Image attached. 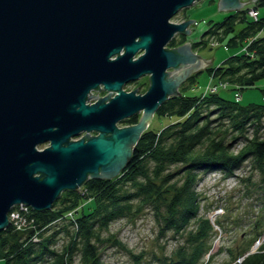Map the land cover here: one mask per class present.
<instances>
[{
    "label": "water",
    "instance_id": "obj_1",
    "mask_svg": "<svg viewBox=\"0 0 264 264\" xmlns=\"http://www.w3.org/2000/svg\"><path fill=\"white\" fill-rule=\"evenodd\" d=\"M195 1L0 0V230L17 205L47 209L61 191L120 172L158 106L210 64L187 41L166 47L190 31L193 19H170ZM144 75V93L123 90Z\"/></svg>",
    "mask_w": 264,
    "mask_h": 264
},
{
    "label": "trees",
    "instance_id": "obj_2",
    "mask_svg": "<svg viewBox=\"0 0 264 264\" xmlns=\"http://www.w3.org/2000/svg\"><path fill=\"white\" fill-rule=\"evenodd\" d=\"M252 3L254 8L264 6V0ZM248 8L229 11L205 32L218 35L228 47L238 48L219 65L206 66L208 82L216 89L189 94L188 89L183 92L180 88V95L163 101L154 114L174 119L159 129L147 126L115 177H90L78 189L61 191L47 209L28 206L24 210L17 205L12 211L26 223L17 228L8 220L0 230L4 264H75L73 255L78 257L77 264H102L103 242L127 249L109 230L110 222L145 209L151 211L161 234L171 231L180 238L171 255L153 254L156 264H208L216 233L213 227L219 221L198 213L199 171L215 169L230 176L247 158L258 171L264 207V105L238 102L244 88L259 87L264 93L259 83L264 80V14L253 19ZM227 90L233 91L232 98L221 94ZM136 115L124 121L136 123ZM239 141L242 144L234 148ZM253 227L255 233L248 241L234 251L228 249L224 264H264V239L250 251L264 232V220ZM58 240L63 241L57 249L54 245Z\"/></svg>",
    "mask_w": 264,
    "mask_h": 264
},
{
    "label": "rangeland",
    "instance_id": "obj_3",
    "mask_svg": "<svg viewBox=\"0 0 264 264\" xmlns=\"http://www.w3.org/2000/svg\"><path fill=\"white\" fill-rule=\"evenodd\" d=\"M217 1L196 0L194 4L180 9L172 16L170 21L175 23L188 18L193 19V21L187 26L190 30L187 34L176 33L166 44V47H176L187 41L191 44L190 49L195 54L200 55L202 58L212 56L210 64H208L211 67L219 65L225 58L237 51L238 48L228 47L220 41L218 35L216 37V35L205 33L208 28H213L210 27L213 23L220 22L229 12L224 9L217 10ZM253 1L244 2L243 6L250 7ZM256 7L263 15L264 6L257 5ZM238 27H240V24L235 27V30ZM199 40H202V42L193 47L192 43ZM206 66L194 73L193 76L184 79L177 88L178 92L180 88L183 92L188 89L187 93L189 94H199L203 91L210 78ZM259 83L264 86V80ZM147 85L148 77L144 75L133 82L125 84L123 89L131 91L137 86L135 92L144 93ZM240 93L238 102L241 105L250 103L264 105V93L259 87L244 88L240 90ZM221 94L227 98H232L233 91H221ZM139 116L140 112L136 117L139 118ZM173 119V116L163 117L153 114L147 126L159 129ZM126 125L131 124L125 121L118 122V126ZM241 144L242 141L237 142L234 148L239 147ZM44 146L46 144L40 145L38 148L41 149ZM233 172L232 175L225 176L222 171L215 169L199 171L200 179L196 183V190L200 194L198 213L208 215L211 220L216 219L219 221V224H215L213 227L216 233L212 235L208 252L211 257L208 264L226 263L229 257L228 249L234 251L238 246H242L243 242L248 241L254 235L253 225L257 221L264 220V207L259 196L261 189L259 174L251 158H247ZM109 230L117 236L127 249L114 246L109 242H103L100 245L102 264H156V261L152 260L153 254L169 256L172 254L175 245L180 242V238L171 231L164 234L159 232L153 215L148 209L140 213L134 212L126 218L111 221ZM62 241L58 240L54 248H60ZM133 254L140 256V259L137 261ZM72 259L73 263L77 264V255H73ZM0 264H4V260L1 258Z\"/></svg>",
    "mask_w": 264,
    "mask_h": 264
},
{
    "label": "built area",
    "instance_id": "obj_4",
    "mask_svg": "<svg viewBox=\"0 0 264 264\" xmlns=\"http://www.w3.org/2000/svg\"><path fill=\"white\" fill-rule=\"evenodd\" d=\"M248 14L253 19H256L258 17V15L260 14L259 8H254V7L250 6L248 8ZM221 84H222V86L225 85L224 83H221ZM205 89H206V91H209V92L211 91L212 92V91H214L216 89V86L215 85H210L209 82H208L207 85H206V87H205ZM15 207H13L10 210V212L8 213V217H9L8 220H11L16 225V227L19 228V227L23 226V224L26 223V220L22 216H20L17 211H12L13 209H15ZM26 208H28V206L22 204V205H19V208L18 209H24L25 210ZM68 216H71V212H68ZM263 235L264 234L260 235V237L263 236ZM259 238H257L253 242V244L250 247V251L255 250L261 244V242L264 239V236L261 237L260 239ZM241 258H242V256L238 257L236 259V261H240Z\"/></svg>",
    "mask_w": 264,
    "mask_h": 264
},
{
    "label": "flooded vegetation",
    "instance_id": "obj_5",
    "mask_svg": "<svg viewBox=\"0 0 264 264\" xmlns=\"http://www.w3.org/2000/svg\"><path fill=\"white\" fill-rule=\"evenodd\" d=\"M188 19H189V18H188ZM184 20H185V19H184ZM145 76H146V75H145ZM141 77H142V76H141ZM147 77H148V76H147ZM136 80H137V79H136ZM133 81H135V80L128 81V82H126L125 84L130 83V82H133ZM125 84H123V87H124ZM98 87L101 88V87H102V84H99ZM123 87H122V88H123ZM123 90H124V89H123ZM96 92H97V96H98V97H102V96H104V95L107 94V90H105L104 88L100 89L99 91H98V89H90V90H89V93H90L91 95H95ZM111 96H112V94H111ZM111 96H110V97H111ZM96 100H97V97L92 98V96H90V97L87 98V100H86L85 102H86V104H87V103L91 104V103L95 102ZM125 119H126V118H125ZM122 121H124V120H122ZM84 133H85V132H81L77 137H74L73 139L79 138V137L82 136ZM87 133H89V135H93V134H95L94 131L87 132Z\"/></svg>",
    "mask_w": 264,
    "mask_h": 264
}]
</instances>
